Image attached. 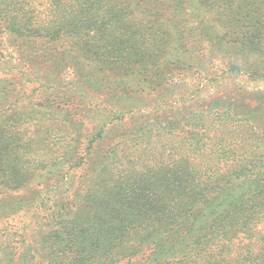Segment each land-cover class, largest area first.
Listing matches in <instances>:
<instances>
[{
	"label": "trees",
	"instance_id": "trees-1",
	"mask_svg": "<svg viewBox=\"0 0 264 264\" xmlns=\"http://www.w3.org/2000/svg\"><path fill=\"white\" fill-rule=\"evenodd\" d=\"M261 50L264 0H0V264H264V94L173 89L216 60L264 80ZM34 91L70 140L40 201L15 198L36 173L1 123Z\"/></svg>",
	"mask_w": 264,
	"mask_h": 264
},
{
	"label": "rangeland",
	"instance_id": "rangeland-1",
	"mask_svg": "<svg viewBox=\"0 0 264 264\" xmlns=\"http://www.w3.org/2000/svg\"><path fill=\"white\" fill-rule=\"evenodd\" d=\"M205 47L209 48V44L205 45ZM4 55L14 58V50L12 48L7 49ZM248 59L253 65H259L260 69H264V50L250 53ZM227 71L228 70L223 68L222 62L216 60L210 67V76L203 74L204 72L201 71L197 74L191 73L189 76L190 78L186 81L188 85L186 87H173V89H175L174 92L185 93L188 91L189 95L187 99L190 101L187 102V105L194 101H198L201 105L206 106L212 98L225 97V95H229L230 93L233 94V97L238 99H244L243 96L245 95L247 97L243 101L245 107L247 104H250V108H253L255 105H260V103L256 104V102H252V99L249 97L254 94H264V80H254L246 76H237L229 74ZM0 77L4 80L5 86L9 83H14L15 86L20 80L18 78H8L7 73L1 71ZM22 93L25 94L24 91ZM45 96L46 95H42L39 91H34L32 93L26 92V99L24 98L17 106L12 108L11 112L5 113V115L1 117L3 128L8 130L10 136L21 139L22 144L26 145L25 150H23L24 165H20V167L34 169L36 173V176L24 187V190H14V194H20L15 195V198L18 199L32 198L33 201L42 200L46 195L43 189L54 185V183L61 179L60 174L66 171H64L63 168L56 171L48 168L47 159L51 157L58 159L61 157L64 152L63 148L70 140L68 138L66 140L62 119L54 111L55 109L51 108L54 106L53 103L57 101V98L47 95L46 98L49 103L43 104L41 99ZM6 116L9 117L6 118ZM258 123H262L261 120H259ZM242 124L245 123L243 122ZM133 127L134 126L131 124L126 125L124 128L122 127L117 134H111L109 137L115 140L120 138L121 135L130 136ZM41 138L46 141L47 147L44 145H28L27 143L29 139L38 142ZM262 144L263 143H256L255 145H258V147H255L258 148L259 151H262L264 149ZM256 148L248 147L247 151L253 152ZM74 171L79 170L77 169ZM85 174L86 173L83 175ZM65 183L67 182H61L59 183L60 187H56L53 190L50 189V191H53L51 194V201H60L63 197L66 198L72 194L69 188L70 186ZM4 190L5 189L0 190L1 196ZM28 223L29 217L27 216H19L8 221V225L14 228V231L24 228Z\"/></svg>",
	"mask_w": 264,
	"mask_h": 264
}]
</instances>
